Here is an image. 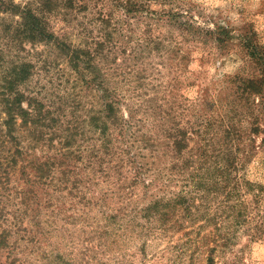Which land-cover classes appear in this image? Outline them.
Segmentation results:
<instances>
[{"label": "rangeland", "instance_id": "obj_1", "mask_svg": "<svg viewBox=\"0 0 264 264\" xmlns=\"http://www.w3.org/2000/svg\"><path fill=\"white\" fill-rule=\"evenodd\" d=\"M122 4L143 6L144 11L126 17ZM23 10L36 13L40 26L67 48L52 40L31 43L19 36L16 27ZM181 25L187 31L176 29ZM94 38L110 43L90 65L87 57L74 62L85 84L70 67V59L83 46L93 49ZM157 41L162 42L154 44ZM22 63L29 70L18 88L25 100L35 97L62 122L71 120L79 126L84 122L86 136L62 148L57 136L49 138L46 130L29 124L14 130L22 155L13 167L1 159L0 264H206L210 248L216 264H264V236L255 238L254 229L260 225L258 216L264 214V0H2L0 108L7 100L2 95L4 77ZM107 78L121 102L118 114L124 127L119 143L114 144L123 150L122 172L131 176L132 157L151 170L143 176V184L136 185L134 196L116 194L121 186L113 184L114 163L108 172L99 171L97 162L84 168L88 151L84 160L77 154L101 139L89 118L101 106L102 89H96ZM251 82L254 92L248 87ZM228 117L245 132L244 140L250 145L246 136L259 128L253 136L251 162L231 170L242 184L240 200L250 212H243L238 225L224 218L217 219L218 227L204 220L194 225L184 222L178 231L164 236H157L154 221L145 235L147 219L140 209L160 188L173 193L181 190L179 183H170L171 176L155 180L154 169L162 168L164 160L150 157L149 144H157L154 138L163 127L202 125L203 119L221 126ZM3 120L0 109V134L5 131ZM63 128L60 123L56 129L62 140ZM211 141L215 144L217 138ZM194 146L190 143L187 149L193 160ZM9 148L5 147L1 158L8 156ZM238 156L243 158L242 152ZM64 178L65 189L59 182ZM245 179L252 182L247 193ZM74 184L77 192L70 190ZM257 184L263 189L262 198L253 208ZM111 216L115 218H107ZM228 231H235L228 247L217 246V232Z\"/></svg>", "mask_w": 264, "mask_h": 264}, {"label": "trees", "instance_id": "obj_2", "mask_svg": "<svg viewBox=\"0 0 264 264\" xmlns=\"http://www.w3.org/2000/svg\"><path fill=\"white\" fill-rule=\"evenodd\" d=\"M1 2L2 0H0V6ZM119 6L121 10H123V15L126 17L132 13H143L144 11L143 6H136V9L135 4H122ZM21 14V21L17 24L16 29L17 34L23 39H27L31 43L42 41L51 42L50 40H52L53 44L56 46L64 49L67 48L65 43L59 41L57 37L49 36L45 27L40 26V21H38L39 17L35 15L36 13H32L30 10H23ZM152 15L154 16V12ZM102 20L104 19L102 18L99 20L101 24H103ZM115 24H120V22H116ZM153 25L157 28L162 27L159 24ZM176 29L187 31L184 25L178 26ZM113 32H116L115 28ZM110 35L111 33H108L107 37H105L108 38ZM161 42L162 41H157L154 44L158 45ZM108 43H110L108 39L104 41H101L99 38L92 39L91 44L94 46L93 49H91L89 45L88 47L83 46L85 51L79 49L73 52L70 59V67L73 71L77 72L78 67L74 62H81L83 57L88 58L87 62L88 65H90L93 57L102 53L104 47L106 44L108 45ZM28 73V64H15L4 77L6 92L2 95L7 100L0 108L1 113L4 114L5 117V120L2 121V127L5 128V131L1 130L0 134V167L3 165L1 159L6 162V165L13 167L16 165L17 157H21L22 155L21 152L18 151L20 147L17 144V139L13 136L14 130H17L19 127H24L29 124L33 128L46 130L49 138L54 135L57 136V143H60L62 148H70L72 147L73 141L76 140V137L80 136V138H84V136H86V132H84L82 128L84 122H82L81 126H79V122L71 120L62 122L59 115L55 116L54 112H52L49 107H46L42 102L36 100L35 97L28 96L29 102L25 100L27 97L24 96L18 88L20 87L19 85L28 78ZM77 74L82 82L86 84L87 80H85L83 76H80L79 72H77ZM94 77L97 80L100 76L96 75ZM108 79L109 78H107L106 81L102 79L99 82L100 85L96 90L100 91V88L102 89V96L99 97L100 101L102 99L100 103L101 106L98 108L97 114L89 118V123H91V125L94 124L93 129L96 128L99 131L101 139L99 140L98 138L92 142V144H88L91 141L88 140L90 138L87 137L88 146L82 150L78 149L77 154H80L81 159L84 160L85 153L88 151L84 168H88L93 165L94 162H97L100 169L99 171L108 172V170H106L107 167L111 165V163H114V166L110 169L116 172L114 174L115 181H113V184L116 185L119 183L118 186H121L116 194L120 195L123 192H127L126 194L129 196H134L138 191L136 190V185L143 184L145 179L143 176L151 170L145 167L147 165L142 164V162H136L135 157H132L130 158L133 167L131 176L122 172V169L125 167L123 164L124 161L119 158L123 150H121L117 144H114L115 141L119 143L118 138L121 137V133H123L124 126L118 114L121 102L116 96L118 90L114 87H109ZM248 87H251V89L249 88L251 92L255 91V83L251 82ZM248 87H246V89H248ZM252 87L254 88L252 89ZM120 98L122 99V97ZM23 102L26 103V107L21 106ZM138 112V106H136L134 114L136 115ZM236 115L237 114L232 115L231 117L235 118ZM233 118L228 117V123L222 120L223 124H220L221 126H219L217 122H209V120L203 119L201 121L202 125L192 123L188 124L185 128L180 127L178 124L169 128L163 127L160 134L154 138L157 144L153 142L149 144L150 157L154 160H164L162 168L154 169L156 170L155 180L159 181L166 176H171L170 183H179L181 190L178 193H173L169 192V190L166 191L160 188L158 189L160 192H155V197L147 206L140 209L142 217L147 219L146 225L148 226L145 227V235L150 234L152 228L151 223L154 221L156 224L158 223V226L153 227L158 230L157 236H164L178 231L184 222H189L194 225L196 222L204 220L210 221L218 227V222H216L217 219L224 218L227 220L232 219L234 224L238 225L241 222V218L245 215L243 212H250L247 203L240 200V197H243L242 184H240L241 182L236 173L231 170L238 169L236 166L239 165L240 168H244L251 162L253 151L255 150L253 136L258 133L259 128L255 127L250 135L246 136L252 142L250 145L249 142L244 140L245 132L239 130L237 122L234 123ZM60 123L61 126H64L63 130L65 134L63 140L62 135L56 131ZM210 127H213V129L209 130ZM216 127H218V129L215 130ZM200 128L203 129L200 130ZM214 137L217 138V141L215 144H212L211 140ZM147 140H150V138L148 137ZM161 141L163 142L161 143ZM12 143H14L15 146L11 147ZM190 143L195 144V160L188 155L190 150L187 151V149H190ZM8 145H10V148L14 149L16 153L12 152L9 148L7 150L8 156L1 158V152L4 151L5 147ZM249 151L251 152L250 154H248ZM238 152H242L243 158L238 156ZM73 154H76V152L74 151L70 156ZM117 159L119 160L117 161ZM190 164L192 165L191 167ZM93 175H95V172ZM106 175L109 176L110 173H106ZM64 176L65 173H63V177ZM63 180H65V178L59 180V182L62 184L63 189H65L68 185H66ZM122 181L128 183L121 185ZM1 183L0 181V184ZM151 185L152 183L149 182L148 187ZM244 185H246V193L252 191V182L250 180L245 179ZM145 187L147 188V185ZM258 187L259 188L252 198V203L254 204L253 208L258 207V204L260 205V199L262 198L263 189L260 185H258ZM70 190L72 192H77L78 189L76 184H74ZM210 212L214 213L210 214ZM107 218L113 220L115 217L111 216ZM258 218L261 219L259 220L260 225L254 228L255 238L264 236V214L258 216ZM216 230L219 231L218 228ZM217 233L219 237L217 246L227 248L235 231ZM1 238H3V236H0V239ZM205 242L207 245L208 240ZM192 244H194V247H198L195 241H192ZM1 245L0 243V247H2ZM214 252L213 249H208L206 264H216L212 257Z\"/></svg>", "mask_w": 264, "mask_h": 264}]
</instances>
